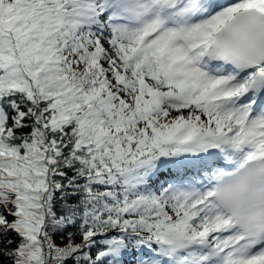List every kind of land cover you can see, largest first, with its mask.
Instances as JSON below:
<instances>
[{"label":"snow or ice","instance_id":"1","mask_svg":"<svg viewBox=\"0 0 264 264\" xmlns=\"http://www.w3.org/2000/svg\"><path fill=\"white\" fill-rule=\"evenodd\" d=\"M0 264H264V0H0Z\"/></svg>","mask_w":264,"mask_h":264}]
</instances>
